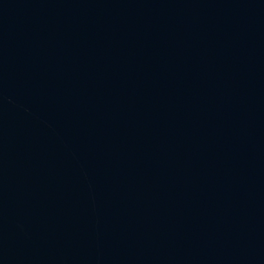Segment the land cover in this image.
I'll list each match as a JSON object with an SVG mask.
<instances>
[{"label": "water", "instance_id": "1", "mask_svg": "<svg viewBox=\"0 0 264 264\" xmlns=\"http://www.w3.org/2000/svg\"><path fill=\"white\" fill-rule=\"evenodd\" d=\"M0 264H264V0H0Z\"/></svg>", "mask_w": 264, "mask_h": 264}]
</instances>
